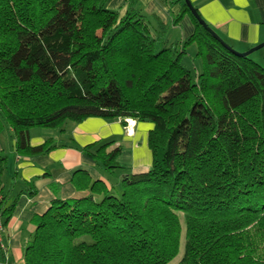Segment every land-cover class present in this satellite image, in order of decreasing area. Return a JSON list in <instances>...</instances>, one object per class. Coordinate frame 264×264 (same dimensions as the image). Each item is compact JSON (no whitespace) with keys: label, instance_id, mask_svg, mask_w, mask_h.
Returning <instances> with one entry per match:
<instances>
[{"label":"trees","instance_id":"trees-1","mask_svg":"<svg viewBox=\"0 0 264 264\" xmlns=\"http://www.w3.org/2000/svg\"><path fill=\"white\" fill-rule=\"evenodd\" d=\"M107 1L0 0V126L18 154L55 146L32 145V127L90 116L153 123L149 169L124 171L117 188L95 180L87 196L55 199L25 264H167L180 251L179 213L176 264H264V66L220 42L185 2L173 23L189 13L194 32L167 46L137 0L122 15ZM114 143L82 150L113 173L126 168ZM5 187L0 179L4 224L18 197Z\"/></svg>","mask_w":264,"mask_h":264},{"label":"crops","instance_id":"crops-1","mask_svg":"<svg viewBox=\"0 0 264 264\" xmlns=\"http://www.w3.org/2000/svg\"><path fill=\"white\" fill-rule=\"evenodd\" d=\"M199 15L228 45L238 51L247 50L264 41V0H190ZM184 0H137L135 7L160 45H170L188 38L195 29L189 13L177 24L173 18L182 9ZM128 0H108L107 7L124 14ZM192 44L188 47H194ZM196 50V46H195ZM194 50V51H195ZM193 51V52H194ZM264 66V46L250 53ZM134 121L128 133L120 118L90 116L76 122L66 120L62 128L32 127V145L51 139L54 147L37 154H18L12 130L0 126V179L8 188L9 200L16 195L13 213L5 224L0 246V264H25V249L39 223V217L55 199H72L91 193V184L102 180L107 187L119 185L126 171L145 172L151 166L152 154L148 133L150 121ZM126 124V122H125ZM114 140L122 147L117 160L126 168L113 173L97 165L82 148L96 141ZM14 171L17 173L14 175ZM33 185L28 186L27 182ZM36 189L30 195L28 191Z\"/></svg>","mask_w":264,"mask_h":264},{"label":"water","instance_id":"water-1","mask_svg":"<svg viewBox=\"0 0 264 264\" xmlns=\"http://www.w3.org/2000/svg\"><path fill=\"white\" fill-rule=\"evenodd\" d=\"M184 2L186 3L187 7L189 8V10L191 11V13L196 17V19L199 21L200 24H202L214 37H216L220 42H222L224 45L230 47L231 49H233L234 51H236L237 53L241 54V55H249L250 53H252L253 51H255L256 49L264 46V41L247 49L244 51H238L234 48H232L230 45H228L211 27H209L206 22L202 19V17L199 15L198 11L196 10V8L194 7V5L192 4V2L190 0H184Z\"/></svg>","mask_w":264,"mask_h":264},{"label":"rangeland","instance_id":"rangeland-1","mask_svg":"<svg viewBox=\"0 0 264 264\" xmlns=\"http://www.w3.org/2000/svg\"><path fill=\"white\" fill-rule=\"evenodd\" d=\"M194 50H195V46L189 48L188 52H189L190 55H188V56H186L184 58V64H185V66L188 67V68H190V69H191V65L190 64H191V60H192L191 58H194L193 57V54H192ZM189 56H191V57H189ZM179 216H180V219L182 221V226H183L181 240H180V251H179L178 255L174 259H172L170 262H168L167 264H176L178 262V260L181 258V255L183 253V245H184V224H183V216H182V214L179 213Z\"/></svg>","mask_w":264,"mask_h":264},{"label":"built area","instance_id":"built-area-1","mask_svg":"<svg viewBox=\"0 0 264 264\" xmlns=\"http://www.w3.org/2000/svg\"><path fill=\"white\" fill-rule=\"evenodd\" d=\"M125 120H126V124L124 125V129L126 132L130 133L133 131L134 121L131 118H126ZM4 229H5V224L0 216V246H2V237H3Z\"/></svg>","mask_w":264,"mask_h":264}]
</instances>
